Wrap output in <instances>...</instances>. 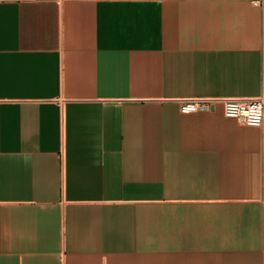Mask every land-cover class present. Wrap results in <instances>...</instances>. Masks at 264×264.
I'll list each match as a JSON object with an SVG mask.
<instances>
[{
  "label": "crops",
  "instance_id": "crops-1",
  "mask_svg": "<svg viewBox=\"0 0 264 264\" xmlns=\"http://www.w3.org/2000/svg\"><path fill=\"white\" fill-rule=\"evenodd\" d=\"M264 0H0V264H264Z\"/></svg>",
  "mask_w": 264,
  "mask_h": 264
},
{
  "label": "built area",
  "instance_id": "built-area-1",
  "mask_svg": "<svg viewBox=\"0 0 264 264\" xmlns=\"http://www.w3.org/2000/svg\"><path fill=\"white\" fill-rule=\"evenodd\" d=\"M182 114L212 111L221 105L223 116L244 127H260L264 120V97H188L178 100Z\"/></svg>",
  "mask_w": 264,
  "mask_h": 264
}]
</instances>
